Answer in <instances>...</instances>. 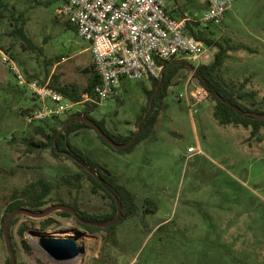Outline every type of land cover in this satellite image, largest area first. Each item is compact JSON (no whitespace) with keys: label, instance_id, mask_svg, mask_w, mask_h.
<instances>
[{"label":"rangeland","instance_id":"rangeland-1","mask_svg":"<svg viewBox=\"0 0 264 264\" xmlns=\"http://www.w3.org/2000/svg\"><path fill=\"white\" fill-rule=\"evenodd\" d=\"M9 1L26 12L27 32L42 53L25 48L19 36L9 34L10 21L0 20L1 214L15 190L40 181L51 184L48 204L27 207L32 211L78 201L81 209L91 213L110 212L112 199L103 191L94 192V183L66 153L56 156L51 146L28 147L29 142L47 141L26 119L40 102L19 85L12 64L2 58L4 52L25 78L50 83L57 74L61 84L84 89L94 76L90 70L91 43L59 13L60 1ZM179 1L188 16L194 11L201 18L207 10L206 0ZM168 5L174 7L172 0ZM217 31L218 38L231 37L235 43L251 47L232 51L220 78L237 93L255 91V96L247 97L244 103L264 109V0H234ZM217 51L207 46L203 63L213 62ZM57 55H62V60L49 64ZM188 84L192 91L199 82L193 71L185 68L164 98L154 134L131 151L113 148L94 128L85 127L71 135L72 143L136 194V215L119 224L113 233H91L75 214L64 217L53 211L47 217L55 222L46 229L40 224L46 217L19 215L18 222L10 226L18 262L264 264V127L259 135L252 136V128L220 124L214 114L216 102L209 95L201 103L191 101L199 107V112L192 114L188 96L180 97ZM154 88L150 78L126 79L119 98L108 99L93 115L104 118L112 133L129 135L143 121L140 117L150 105L149 92ZM86 104L62 118L83 112ZM54 122L50 120V124ZM191 147L196 152H191ZM79 173H83L80 178ZM23 223L28 225L25 237L30 249L23 247L18 234ZM41 236L75 237L86 251L76 259L57 261L40 246ZM7 258L10 253L4 232H0V264H7Z\"/></svg>","mask_w":264,"mask_h":264},{"label":"trees","instance_id":"trees-1","mask_svg":"<svg viewBox=\"0 0 264 264\" xmlns=\"http://www.w3.org/2000/svg\"><path fill=\"white\" fill-rule=\"evenodd\" d=\"M56 1H60L61 3L62 0ZM188 1L192 3L194 0ZM172 2L174 6L173 8H170L172 15L176 18L188 16L185 13L184 6L179 5V0H172ZM49 3L50 1L46 2V4ZM204 6L208 7V3H205ZM190 17L191 19L188 20L186 24V33L194 36L198 40L204 41L208 47L218 49L213 62L192 65L185 59H173L168 61L162 77L163 82H161L162 78L152 79L155 88L149 92L150 105L145 108L144 113L140 117V119L144 118V121L141 126L138 124V129L131 134L122 135L112 133L108 129L104 118L99 119L93 115V111H95L100 105L91 101L87 102L83 112H76L71 115L69 119L55 117L54 119H51L52 121H55L53 124H50V120L40 121L38 124L29 123L36 126V133L43 134L47 139L46 142H29L28 147L30 149H35L37 147L48 148L51 146V151L56 156L66 153L68 158H71L94 183V192L103 191L105 196L112 199L113 209L106 213H91L87 210H83L78 201L69 204L76 209L82 218L92 222L81 221L77 217L78 222L91 233L100 230L113 233L119 224L136 215L139 205L137 202V196L133 191L128 189L125 185L119 184L113 179L114 177L110 172L102 166H98L94 159L88 156L78 145L71 142V135L82 128L89 127L96 129L87 122L82 121V116H88L94 119L106 131V133L119 143L129 142L140 129L138 138L129 147L121 149V151H131L142 141L150 138L154 134L160 117V112L163 109L165 96L170 87L174 85L175 79L179 73L183 69L189 68L193 71V77L198 80L200 85H203L208 90L209 96L216 102L214 114L220 124L243 125L247 128H252V136L259 135L261 129L264 127V118L259 117L264 114V109L250 107L244 103V100L247 97L255 96V91H241L237 93L222 81L219 73L232 51L251 49V47L244 43H235L231 37L218 38L217 29L220 24L217 25L211 22H205L199 16L197 17V13H194V11L191 13ZM1 19H8V21H10L12 29L9 34L11 36H19L22 39L25 48L34 52L42 53V48L34 42L33 38L27 32V15L25 11L19 10L17 6L10 3L9 0H0V20ZM71 24L77 29L75 24L72 22ZM62 58V55L54 56L51 58V61H49V64L54 65L61 61ZM90 70L93 71L94 76L84 89H79L78 87L68 84H61L59 82L60 76L57 74L53 75L49 84L52 88L61 92L63 95H66L70 99L76 102L83 101L86 94H94L95 87L100 83V75L98 74L94 61ZM40 82L44 83L45 81ZM26 111L27 109H25V112ZM59 124L62 125L60 129L58 128ZM96 131L105 143L115 148L97 129ZM82 175L83 173H79L77 177L80 178ZM50 191L51 184L46 181L31 182L22 189L15 190L10 197V201L6 203L2 214L0 211V232H4L5 220L11 212L27 207L33 209L47 205ZM57 212L64 217L74 216V213L68 210H59ZM119 214L121 215V218L116 220ZM18 220L19 216L15 217L11 226L16 224ZM53 222H55L53 217H46L40 224L43 229H46ZM104 224H106V226H104ZM27 229L28 225L26 223L21 224L18 228V234L21 237L23 247L25 249H30L28 240L25 237ZM6 262L9 264L10 258H7ZM17 264L25 263L17 261Z\"/></svg>","mask_w":264,"mask_h":264},{"label":"built area","instance_id":"built-area-1","mask_svg":"<svg viewBox=\"0 0 264 264\" xmlns=\"http://www.w3.org/2000/svg\"><path fill=\"white\" fill-rule=\"evenodd\" d=\"M207 10L201 19L221 24L234 0H206ZM59 13L76 25L81 37L91 43L90 50L100 83L94 94L76 102L55 90L48 82L25 78L4 52L2 58L12 64L20 86L27 88L39 100L27 114L28 123L63 117L76 106L88 101L99 105L110 98H118L126 79L142 80L163 77L166 63L185 59L200 65L207 52V44L186 33L190 16L176 18L170 12L168 0H62ZM208 90L198 84L195 89L181 94L188 96L192 114L208 97ZM191 152H196L191 147Z\"/></svg>","mask_w":264,"mask_h":264},{"label":"water","instance_id":"water-1","mask_svg":"<svg viewBox=\"0 0 264 264\" xmlns=\"http://www.w3.org/2000/svg\"><path fill=\"white\" fill-rule=\"evenodd\" d=\"M163 82V78L161 80ZM259 117L264 118V114L260 115ZM82 121L87 122L88 124L95 127L105 139H107L115 148L121 150L129 147L139 136L140 129L134 135V137L126 143H119L113 137H111L106 131L92 118L88 116H82ZM144 121V119H143ZM143 121H141L140 126L142 125ZM59 210H68L74 213L79 220L91 222L82 218L76 209L67 204H56L50 207H47L43 211H32L28 208L17 209L11 212L4 223V237L6 242V247L10 253V263L9 264H17V256L15 250L12 245L11 241V234H10V226L13 219L19 215L27 214L33 218H44L47 217L53 211ZM120 214L118 215V217ZM92 223V222H91ZM106 226V224H104ZM40 246L48 252V254L57 261H66L71 259H76L80 257L85 251V247L82 246L79 240L75 237H53V236H41L39 238Z\"/></svg>","mask_w":264,"mask_h":264},{"label":"crops","instance_id":"crops-1","mask_svg":"<svg viewBox=\"0 0 264 264\" xmlns=\"http://www.w3.org/2000/svg\"><path fill=\"white\" fill-rule=\"evenodd\" d=\"M88 48H89V47H88ZM92 60L94 61L93 56H92ZM151 79H153V78H151Z\"/></svg>","mask_w":264,"mask_h":264}]
</instances>
